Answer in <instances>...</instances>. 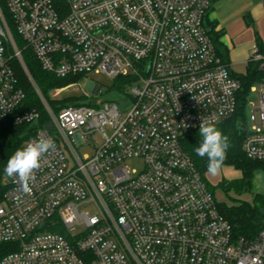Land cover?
I'll return each mask as SVG.
<instances>
[{"label": "built area", "instance_id": "1", "mask_svg": "<svg viewBox=\"0 0 264 264\" xmlns=\"http://www.w3.org/2000/svg\"><path fill=\"white\" fill-rule=\"evenodd\" d=\"M212 0H0V123L27 125L55 148L24 192L9 178L0 203V264H264V227L235 238L183 146L203 118L237 112L240 80L218 56L206 22ZM59 78L134 75L116 102L52 105L25 63L12 24ZM252 60L261 62L257 50ZM24 69L42 111L24 108ZM247 103L242 150L264 162V80ZM138 84V85H136ZM257 84V83H256ZM250 91L257 92L254 84ZM107 128L111 130L108 134ZM88 146L91 153L82 154ZM141 160L143 169L129 164ZM2 245L13 251L3 254Z\"/></svg>", "mask_w": 264, "mask_h": 264}, {"label": "trees", "instance_id": "2", "mask_svg": "<svg viewBox=\"0 0 264 264\" xmlns=\"http://www.w3.org/2000/svg\"><path fill=\"white\" fill-rule=\"evenodd\" d=\"M12 29L15 33L14 35L18 45L23 50V56L28 70L45 96L48 97L50 91L56 88H64L71 84L83 81V77L85 76L83 74L59 78L54 74L46 72L33 51L25 47V43L18 35L13 24ZM210 33L216 45L218 56L228 65L226 61V51L219 41L221 34L215 32L214 25L212 26ZM257 45L259 53L264 54V43L260 40L258 35ZM260 64L261 62L251 60L245 74H235L242 84L238 110L230 120L217 125L219 129L229 137L230 141V147L227 150V157L222 167H233L242 172V177L240 179L222 181L217 185V187L221 188L226 195H229L230 192H234L238 196L247 193L252 194L254 173L258 169H264V162L249 160L242 150L243 140L249 132L246 109L247 96L251 86L264 80V71L260 69ZM14 67L19 79V84L26 93L24 108L28 110L36 108L37 110L42 111V119L39 122L41 127L43 126V123L46 122L47 117L43 113L40 100L38 99L22 66L15 63ZM136 81L137 78L131 74L127 76H119L113 80V88L120 93H125ZM69 104H72L71 100L52 101V105L54 106L60 105L65 107ZM26 128L27 125H16L12 122L0 123V203L3 201L5 191L8 188V185L4 180V168L9 157L13 155L18 148L23 147V142L26 138L24 136ZM201 139L199 131L190 133L183 139V146L192 158L198 172L204 178L205 174L208 173L207 157H198L194 152L195 147L200 144ZM204 180L206 181L205 178ZM210 190L214 194V189L210 188ZM218 205L220 213L231 225L233 235L237 239L244 238L247 240H254L264 227V195L262 194H254L251 202L239 201L232 205H228L227 203H218ZM1 250H4L3 254H8L13 251V247L11 245H2Z\"/></svg>", "mask_w": 264, "mask_h": 264}, {"label": "rangeland", "instance_id": "3", "mask_svg": "<svg viewBox=\"0 0 264 264\" xmlns=\"http://www.w3.org/2000/svg\"><path fill=\"white\" fill-rule=\"evenodd\" d=\"M264 6L263 0H217L213 3V14L221 27H226L233 21L237 20L238 17H241L244 13L253 11L255 7ZM259 31L258 24L255 27V32ZM242 35L245 36V39L251 40L254 38V34L249 31H243ZM261 36L263 34L261 33ZM239 72H245V68H242ZM113 80L104 74H88L83 77V81L67 86L66 90L56 96L57 101L71 100L72 104H87L91 102H116L120 106L124 101H127L131 96V87L125 93H120L115 88H113ZM138 85V84H136ZM258 91L252 92L249 91L247 96V103H259V83L255 84ZM63 88V87H62ZM62 88H56L57 90ZM55 89V90H56ZM248 127L250 126L249 119L247 118ZM108 134L111 133V130L107 128ZM82 154L91 153L92 149L88 146H84L80 149ZM130 168L141 170L144 167V164L141 160H134L129 164ZM259 171L254 178V189L252 194H244L242 196L236 195L234 192H230L229 195H226L224 191L217 187L222 181H232L237 177L241 176V172L232 167H222L219 174L213 176L209 173L205 174L204 178L207 181L208 187L214 189V195L219 203H227L232 205L239 201H249L253 199V195L260 193L257 190V187L264 189V169H258ZM4 180L7 183V176L4 174ZM205 181V182H206Z\"/></svg>", "mask_w": 264, "mask_h": 264}, {"label": "clouds", "instance_id": "4", "mask_svg": "<svg viewBox=\"0 0 264 264\" xmlns=\"http://www.w3.org/2000/svg\"><path fill=\"white\" fill-rule=\"evenodd\" d=\"M200 144L194 152L198 157H207V172L213 176L219 174L230 147L229 137L217 126L212 118H203L199 126ZM55 148L51 136L40 134L38 139L18 148L7 160L4 173L7 177L18 180L24 192L30 191V181L41 167L42 158Z\"/></svg>", "mask_w": 264, "mask_h": 264}, {"label": "crops", "instance_id": "5", "mask_svg": "<svg viewBox=\"0 0 264 264\" xmlns=\"http://www.w3.org/2000/svg\"><path fill=\"white\" fill-rule=\"evenodd\" d=\"M217 0H212V5ZM264 2V0H263ZM209 10L206 22L210 30L212 26H215V32L221 34L219 41L226 51V61L232 72L236 75L245 74L250 61L254 53L258 50L257 35L264 43V6H258L253 11L244 13L237 20L231 22L226 29L219 25L218 20L213 16V7ZM258 24L259 31L255 32V27ZM243 31H249L254 34V38L251 40L245 39L242 35ZM261 33L263 36H261ZM242 68H245V72H239ZM233 168V167H232ZM240 171V170H239ZM241 172V171H240ZM259 171H255L254 178ZM241 176L235 180L240 179ZM254 178L252 181V189H254ZM258 194L264 195V189L257 187ZM257 194V193H256Z\"/></svg>", "mask_w": 264, "mask_h": 264}]
</instances>
